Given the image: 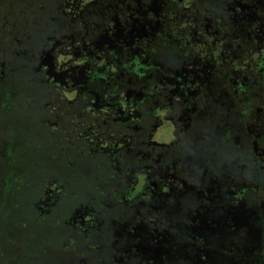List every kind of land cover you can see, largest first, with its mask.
Returning <instances> with one entry per match:
<instances>
[{"label": "trees", "instance_id": "16d2710c", "mask_svg": "<svg viewBox=\"0 0 264 264\" xmlns=\"http://www.w3.org/2000/svg\"><path fill=\"white\" fill-rule=\"evenodd\" d=\"M6 1L9 2V6L5 5L4 0L0 1V39L6 42V44L0 46V132L8 134L0 147V220L6 221V223H0L5 229V232L3 231L5 234L0 236V264L4 263L6 259H14L20 253L23 254L24 258L33 260L31 255L35 252V249L29 245L32 240L26 238V240L22 239L23 244L20 252L15 251L16 248L14 250L11 248L13 252L8 253L11 250H8L9 246L7 245L8 239H10L9 230L13 226H15L16 231H22L21 234L33 239L39 233L38 226L40 223L44 225L52 223L58 232L53 228L52 236L54 237H51V240H43L41 247L42 244H46L57 251L62 247L71 249L73 244L78 241H85L89 237L90 233L94 231L92 228H96L92 226H97V222L101 223V227H104L105 230L111 231L114 229L113 227L120 217L114 215L112 207L124 208L130 205V211L133 210V212L136 206H138L139 212L151 209L158 200L154 196V189H159V187H162L161 185L167 183L163 173L159 174L156 171L155 176L149 178L147 172L140 170L139 173L143 172V176L145 174L143 179L140 180H145L148 184L153 179L156 186L150 183L148 184L149 188L146 186L147 191H145L144 186L135 189L137 185L130 184L132 175L127 174L132 173V171L128 168H133L132 164L139 166L142 164L154 165L157 157L151 153L152 148L157 147L159 153L164 149L159 144L153 145L151 141L147 140L142 134L144 131L142 124V126L138 124L137 128H132L126 126L127 122L121 123L128 128L130 134L131 132L140 134L137 137H140V140L147 141H130L133 142L132 145L129 144V141H122L126 144L121 145L116 150L117 145H113L116 141H104L102 144H98L99 141H96V137L102 134L98 127L102 121L106 120V115L101 114L91 103L86 105L80 98L84 94L89 96L90 99L94 97L95 92H88L90 89L88 84L99 82V86L102 85L99 94L96 93L99 96L103 93V88L107 87L108 82L111 83V80L107 78L109 81L106 80V82L100 79L101 76L105 77V75L98 66H92L90 69L85 70L84 77H79V80L69 78V82H74L80 87L77 89L76 98L67 100L66 97L60 96L57 91L60 87L56 85L59 83L52 82L40 65V53H43L42 51L46 49V46L52 45L56 38L61 40L60 34H73L76 40L83 35L84 29H86V27L83 28V24L91 16L90 13L88 14L86 9L82 12H78V9H76V13L70 14L62 3L54 11L51 3L54 0ZM75 1L82 5L81 3L84 0ZM14 3L29 4L28 10L23 13V18L36 13L33 10L37 8L48 6L49 10L53 11L52 22L56 25L48 30L47 27L40 28V24L34 22L33 26L29 27V29L32 27L30 30L22 28L17 31V35H14L11 25L16 17L14 19V12L9 11ZM224 27V31L233 32L229 25ZM24 32L26 33L25 36H23ZM38 32H40V36L34 40L33 35ZM48 34L52 35L53 38L49 39ZM224 60L231 64L227 58L219 55L217 61L222 62ZM16 64L19 65V69L13 71ZM77 74V72L71 73L72 76H78L79 74ZM107 74L114 77L113 74ZM83 79L84 82H82ZM37 86H41L43 90L36 88ZM111 87L114 90V86ZM111 87L108 86L107 90L109 91ZM32 88L37 91L35 95H30L29 91ZM52 92H54L53 95ZM255 92L264 93V89L261 90L258 84H255ZM253 98L258 100L257 106L264 109V96L254 94L248 100ZM246 104L247 100L245 101ZM74 106L78 109L77 111H74ZM84 106H89L90 112L94 116L91 120L88 119L90 128L83 126L81 128L85 129L87 133L91 131V135L87 134V139H85L82 137L83 132H80L82 133L81 136L76 138L77 141H73L71 117L77 115L83 120L79 109ZM47 112H52V114L50 118L46 117L45 119L42 114H47ZM144 113L146 118L150 116L147 112ZM258 116V118H255L264 124V110L260 111ZM137 120L142 122L141 117ZM196 128L201 129L202 123L198 124ZM255 128L258 133L264 130L260 124L256 125ZM257 149H262V152H264V132L256 141V145L252 146L254 152ZM139 151L142 153L139 154ZM128 152H133V156L129 157ZM94 157H97L98 160L93 162L88 172L83 170L81 161L85 159L91 162ZM220 170V168L214 170L212 165H205L201 169V176L207 178L212 175L211 173ZM183 176L188 182L190 176ZM173 179L175 180V178ZM178 184L181 186L182 183L178 182ZM151 189H153V192ZM216 190L218 192L222 191L218 185ZM239 192L243 193L244 191L240 189ZM256 194L259 196V191L256 190ZM161 198L163 204H165L168 197L163 194ZM257 200L260 202L261 197ZM161 208L163 210L160 212L159 217H165L166 207ZM133 212H131V215H133ZM155 216L158 217V215ZM241 216L240 213L236 212L233 221L235 222L234 227H237L236 221L241 219ZM129 217L131 216L129 215ZM87 219L92 220L93 223L89 230L85 228L88 225L84 226V220L87 221ZM65 222L70 223L73 226L71 228L76 233L61 230L60 224L66 225ZM158 224L154 219L153 222L149 223L150 231L153 234L158 231L154 228H157ZM214 224L212 223L211 226ZM253 224L257 227L261 225L263 228L259 231L251 225L245 234L248 235L245 238L246 240H250L254 235L260 234L262 236L260 241L255 242L257 243L253 248L255 257L247 255L249 248L246 250L245 247L232 246L231 250L235 252L241 250L243 254H237L233 260L234 263L231 264H264L263 217ZM19 225L22 229L18 228ZM252 230H255L254 235L251 233ZM213 236L216 238L219 236L220 241H216L219 245L224 243L221 242L224 237L223 234L215 230ZM111 237L112 240H116L118 235L114 236L113 234ZM125 240L131 245V238L126 236L123 241ZM189 245L192 248L194 246L193 244ZM131 248L136 249L137 245H132ZM183 248L182 246L181 249L183 250ZM251 251L253 250L251 249ZM208 253L207 258L201 261L199 257L203 259L204 255L199 248H195L193 253H186V263L188 264V258L192 257L191 264H213V262H210L213 258L210 255H214L216 252L211 250ZM17 261L21 262L22 260L17 259Z\"/></svg>", "mask_w": 264, "mask_h": 264}, {"label": "rangeland", "instance_id": "374dc122", "mask_svg": "<svg viewBox=\"0 0 264 264\" xmlns=\"http://www.w3.org/2000/svg\"><path fill=\"white\" fill-rule=\"evenodd\" d=\"M2 1V0H0ZM98 0H84L80 5L79 2H76L75 0H54L51 2L53 4L52 8L54 11L57 9L58 5L62 3L66 11L68 10L71 14V9L76 12V9H86V11L89 13H92L96 11V8L94 7L93 2H97ZM106 1H110L113 4L116 0H103L101 3V6L97 11L104 10L106 11L105 14H100L102 17H107L108 14H115L116 11H120V6H118L117 9H115L114 6H110L107 4ZM126 0H124L125 2ZM144 1V2H143ZM159 1V0H156ZM191 0H181V3L179 4L178 8L183 10V12H186L189 10L191 5H189ZM5 5L9 6V2L4 0ZM7 2V3H6ZM127 3H130L129 0H127ZM139 3L145 6V3L150 4V0H139ZM166 3V2H165ZM163 2V4H165ZM133 3L131 2V5ZM162 4V3H159ZM167 4V3H166ZM194 10L197 11L195 16L204 15V17L207 16H214V17H220L222 12H226L227 15L224 16V21H226L223 24V27L227 25V16L231 17L232 29L239 28V30L243 29L244 27H247V25L250 23L248 21H245L247 19L244 18L242 14L239 12H232L227 8H232L231 0H194ZM29 7V4L20 5V3H14L9 8H7L10 12H14L15 16L13 17L15 20H13L12 32H14V35H17L19 29H29L30 26H33L34 22H37L40 24V28H45L49 30L52 26H55L56 23L52 22V13L53 11H50L48 6H42L40 8H37L35 11L36 13L31 14L30 16H26L23 18L24 11H27ZM98 7V5H97ZM146 7V6H145ZM12 10V11H11ZM62 11H65L62 9ZM222 11V12H221ZM84 14V13H83ZM152 13H150V16ZM161 14V12H160ZM86 19V27H92L100 20L99 16H95V14H90ZM176 15V14H175ZM236 17V19H234ZM178 18H172V22H177ZM181 21L183 23H181ZM168 22V21H167ZM178 23V22H177ZM171 25V24H170ZM185 25L184 19L179 21L178 24V31L179 28H182ZM228 26V25H227ZM32 28V27H31ZM30 28V29H31ZM225 28V27H224ZM29 29V30H30ZM246 30V28H245ZM17 32V33H16ZM252 34H255V29H252ZM26 33H23V36H25ZM49 35V34H48ZM64 34H60V39H64ZM73 35V34H71ZM97 33H94V36H96ZM258 33H256L254 36H257ZM19 36V35H18ZM40 36V32L35 33L33 35L34 40H36ZM253 36V37H254ZM53 38V36L49 35V39ZM98 39V36L95 38ZM221 42V41H220ZM6 44L5 41L0 39V46ZM81 44V42H80ZM260 46L258 47L256 42H253L251 44L250 48L249 46L244 43L242 49H245L249 52V56H251L254 60H257L259 57L264 56V37H261V41L258 43ZM263 44V45H262ZM79 45V44H78ZM64 46H67V44L64 43ZM68 47V46H67ZM175 50V49H174ZM244 50V51H245ZM63 51V50H62ZM170 51L172 53V49L170 48ZM61 59L59 60L60 63H64L66 59H69L71 53L69 51H63L62 54H60ZM63 56V57H62ZM79 56V55H76ZM246 57H244L245 59ZM51 58L45 59L48 65H51L50 60ZM99 65H101V61H97ZM55 62H53L54 64ZM78 66L82 68V70L87 69L86 65L83 61H77L76 62ZM42 69L45 72V68L43 65ZM19 69V65L16 64L14 66L13 71H17ZM78 72L77 70L74 71ZM74 75V74H73ZM78 75V74H77ZM84 73L82 75L73 76L75 79L79 80V77H84ZM158 77V73L153 75V80ZM110 80V79H109ZM107 80V81H109ZM115 80H111V82H114ZM221 78L218 76L217 82H220ZM119 84L121 81H118ZM154 82V81H153ZM67 83V82H66ZM72 87L70 86L68 89H62L59 88L57 91L62 97H66L67 100H72L76 98L77 89L80 87V85H77L75 83H71ZM118 84V85H119ZM224 86L227 87V83ZM255 82L249 81L247 84H238L236 82L234 86V90L238 92V95L236 93L229 94L228 97H223L222 99L217 100V104H221L222 102L226 101V104L221 107V111L224 110V107L227 105L228 102H238L239 106H243L245 104V101L250 98V96H254L255 92ZM90 89L88 92H95L93 95L94 97L92 99L89 98L87 95L81 96V101H84L87 104L91 103L96 107L101 114L106 115V120L102 121L100 123V126L98 127L99 131H102V134L98 137H96V141H99L98 144L104 143V141H116L113 143V145H117L115 150L118 149L121 145H124L126 143L122 141H129V144L132 145L133 142L130 141H141L137 137L140 134H135L133 132H129L128 128L124 127L120 123H116L114 120L111 119V117H115L118 112H116V107H118L115 102V105H112L114 103V98H108L106 99L107 102L106 105L104 104V99L98 96L102 85L99 86V82H94L92 84H88ZM57 87H60L56 85ZM36 88L42 89L41 86H37ZM118 89V88H117ZM238 89V90H237ZM104 90V89H103ZM102 90V91H103ZM114 90H116L114 88ZM213 90V89H212ZM217 90H221L220 87H218ZM243 91H246L245 93ZM30 95H35L37 92L34 91V88L30 89ZM109 93L113 92V88H109ZM243 92V93H242ZM97 93V94H96ZM213 95L215 96L216 93L212 91ZM52 95L54 92L51 93ZM82 95V94H81ZM211 94H206L208 97L207 104H210V96ZM91 97V96H90ZM203 100V97L201 98V101ZM205 101V98H204ZM55 101L53 100V103ZM83 102V103H84ZM111 104V105H110ZM148 105H153V100H149ZM252 104V103H251ZM258 103H253L252 106L253 109L249 108V114L251 117H258V115H255V110H260L257 106ZM110 105V106H109ZM250 104H246L243 107H246ZM158 104H156L154 107V111L156 114L150 113V118L148 121H145L143 123V133L148 140H151L153 145L159 144L162 146L163 151L159 153V149L157 147H153L151 153L154 154L153 156H156L155 159L156 163L154 165L150 164H142L141 166L132 164L133 168H128V170L132 171V173H129L127 175H132V180L130 181V184L137 185V188L143 187L145 188V191H147V187L149 188L148 184H155V180L151 179L148 184L143 179V172H140V170H144L147 172V176L150 178L151 176H155V172L157 171L159 174L163 173L165 175L166 182L165 184L161 185L162 187L159 189H153L152 192L154 193V196L158 199L155 204L152 206L151 209H146L143 212H139L138 206L134 207L133 210L130 211V205L129 207H112V212L115 216L120 217L119 220L116 221V225L113 227L114 229L105 230L104 227H101V223L97 222V226H92V220L85 221L84 220V226L86 229L89 230L90 226L96 227L92 228L94 231L90 233L89 237L82 242H77L76 244H73L71 249L68 248H61L58 251L54 248H51L49 245L42 244L41 242H44L45 240H51V237L53 235V228L56 230L55 226L52 223H49V225H44L42 223L39 224L38 230L39 233L37 236L33 239L29 238L27 235L24 236L21 234L22 231H19L15 229V226H13L9 230L10 239H8V250L13 248V250L16 248L15 251H21V246L23 244L22 239L24 240H32L30 242V247L35 249V252L31 255L30 259H26L23 257V254H18L14 259L9 258L4 261L2 264H187V254L186 253H193L195 248H198L199 245H201L202 249L208 248L209 250H228V259L232 260L236 257L237 254H243L241 250L233 251L231 250L232 246H239L240 248H248L253 249L257 243L256 240H246V232L247 229H249L251 226L244 224L245 220L237 219L236 224L237 227L229 226L228 228L223 227V219H226L227 223L231 222V219L235 217L234 212L241 211L242 209L249 210L250 208L255 209L257 213V218L254 220H250L249 223H251L255 229H258L261 231L263 228L260 225V227H257L253 223L257 220H261L262 217L264 219V152H262V149H257L255 152L252 150L253 143L252 141H247V130L248 127L254 126V121L252 119L248 120L247 123H240L239 119L235 120V124H237L235 134H238L239 141H231L224 140V141H186V138L194 131L195 127L198 124H201L202 119L205 118V115L199 111L191 114L192 115V122L191 127L187 131L183 130V126L180 122V109L176 113H172L171 111L167 112L166 108H160L157 107ZM157 107V108H156ZM179 107V106H178ZM124 110H127L126 108H123ZM78 109L74 106V111H77ZM89 106H84L82 109H79L80 115L83 116V120H81L77 115H73L71 117V131H72V140L77 141V137H80L82 133H80V129L83 132V138L87 139V134L89 135L90 132H85V129L81 128V126L90 128L89 120L93 118L94 115L91 114ZM233 111V110H232ZM223 112H218L217 115H213V123L210 124V127L206 128L205 125H208L204 122V126L202 129L203 132L209 131L211 127H214L218 122L216 121V118H221ZM52 112H47V114H42L46 117L50 118V115ZM104 116V115H102ZM105 117V116H104ZM248 117V116H247ZM156 123L154 128H151L152 123ZM42 131V130H41ZM200 129H198V132ZM197 133V132H196ZM255 134V132H253ZM187 134V135H185ZM91 135V134H90ZM6 132H0V147L2 145V141L6 140ZM225 138V136H223ZM119 141V143H118ZM155 142V143H154ZM157 143V144H156ZM128 144V145H129ZM165 146V147H164ZM114 150V151H115ZM113 151V152H114ZM254 153H253V152ZM142 152L139 151V154ZM129 157L133 156V152H128ZM215 154V155H214ZM255 154V155H254ZM87 153L85 154V156ZM254 155V156H253ZM257 159V160H256ZM97 157H94L92 161H88L83 159L81 162V168L88 172V169L91 168L94 161H97ZM259 160V161H258ZM193 163V164H192ZM153 164V163H152ZM187 164V165H186ZM192 164V166H190ZM205 165H212L213 169L220 168L221 170L215 173H211L210 177L204 178L201 176V169H203V166ZM113 166V165H112ZM138 166V167H137ZM200 166V168H199ZM223 169V170H222ZM183 175H189L190 178L188 179V182L186 183L187 188H180L178 182L180 181V178H184ZM175 177V180H172L171 178ZM148 179V178H147ZM219 186V188L222 190L221 192H218L216 190V186ZM147 186V187H146ZM156 186V184H155ZM240 189H243V193L239 192ZM150 190V191H151ZM161 190V191H160ZM254 190V191H253ZM256 190L259 191V196L256 194ZM31 193V190L29 191ZM144 192V191H143ZM151 193V192H150ZM166 195L168 197L165 204L162 202L161 195ZM261 197V201L258 202V198ZM204 199V201H203ZM209 202H207V201ZM142 204V203H141ZM166 207V215L165 217H159L160 212L163 210L161 207ZM159 207V208H158ZM230 207H234L235 209H231L229 211L228 209ZM157 211V212H156ZM131 212H133V218H128L129 215H131ZM146 215V217H144ZM155 215H158L156 217ZM194 218L193 222L190 221V225H197L199 222L195 220H201V224L207 223L205 219H207V227L209 228L208 231L205 230V238L206 242H201L200 239H194V237L191 235V231L183 226L184 223L188 221V219ZM153 219L158 222L157 228L158 232L163 231L166 228V231H168L169 236L167 238L168 242L170 243V247L166 252L162 253V250L160 248H163L164 244L167 243H161V244H154L148 252H144L146 249L143 245L142 248L139 250V252H125V250H119L117 249V245H121V242H116L115 240H112L111 235L118 234L119 240H123L127 234H131V243L138 244L140 239L134 235L136 227H140L141 230L138 233L149 232L150 230L149 223L153 222ZM217 220L220 227L219 229H215L216 225L211 226V224ZM133 221H136V223L133 224ZM171 221V222H169ZM0 223H6V221H1ZM124 223L125 227L119 228V224ZM189 223V221H188ZM66 225L63 223L60 224V229L68 231L70 233H76V231L71 228L73 227L70 223L65 222ZM133 224L132 229L130 232L129 226ZM100 226V227H99ZM20 229L22 227L19 225ZM214 229L218 231V233L223 234V239L221 242H224L223 244L219 245L216 241H220L218 238L214 237L213 234L215 233ZM213 230V231H212ZM4 227L0 224V236L5 234ZM57 231V230H56ZM228 231V233H227ZM58 232V231H57ZM255 230H252L251 233L254 235ZM87 233V232H86ZM80 234V233H79ZM148 234V233H146ZM230 234V235H229ZM251 234V235H252ZM229 235V236H228ZM80 236V235H78ZM264 237V233H263ZM26 238V239H25ZM262 239V236L258 238L260 241ZM44 240V241H43ZM257 240V241H258ZM90 244V245H88ZM193 244V248L191 245ZM184 247L183 250L181 247ZM159 250V256L155 258L153 255V250ZM11 249L8 253L13 252ZM212 250V251H213ZM58 255V256H57ZM141 256V257H140ZM22 257V258H21ZM17 259H21V262H18ZM189 263L191 264L193 258H188ZM30 262H28V261Z\"/></svg>", "mask_w": 264, "mask_h": 264}, {"label": "flooded vegetation", "instance_id": "af4514ba", "mask_svg": "<svg viewBox=\"0 0 264 264\" xmlns=\"http://www.w3.org/2000/svg\"><path fill=\"white\" fill-rule=\"evenodd\" d=\"M101 2L99 0L97 3L93 2L92 5H94L96 11L90 13L99 16L100 20L92 27H86L85 21L83 28L86 27V29H84L83 35L79 39L76 40L71 34L63 35V40L56 38L52 45L46 46V49L42 51L43 53H40V65L44 66L45 72L52 82L59 83L58 86L62 87V89H68V87H72L71 82H69V78L72 79L71 73L77 70V73L82 75L85 70L90 69L92 66H98L105 75V77H100L102 81L106 82L107 79H115L114 82H108L107 87L114 86L116 90L109 94L105 86L99 99L103 98L106 105V99L114 98L112 105L118 106L116 107L118 114L115 117H111V119L116 123L127 122L126 126L137 128L138 124L143 125L150 118V116L146 118L144 112L149 115L150 113L156 114L154 106L158 104L157 107L166 108L167 112L176 113L180 109V122L183 130L188 131L192 122L191 114L200 110L205 115V118L201 121L202 128L204 122L208 124L205 125L208 128L213 123V115L225 111L221 118H216L218 123L211 127L209 131L203 132L200 129L198 132L197 125L194 131L186 138V141H194V143L195 141H224L229 139L231 141H239L238 134H235L237 124H235L234 117H236L240 123L248 124L249 119L254 121V126L245 130L248 131L246 134L247 141H252L253 145H256V141L259 140L264 130L258 133L255 126L260 124L264 128V124L251 117L248 109H253L252 104L255 102L259 103L258 100L254 98L247 100L250 105L246 107H243L245 104L239 106L236 101L228 102L223 111L220 108L226 104V101L219 105L217 100L218 98L228 97L232 93L238 95L233 86L236 82L240 85H245L247 82L253 81L258 84L261 90L264 89V56L254 60L249 56L247 50L242 49L244 43L249 48L253 42H256L258 47L260 46L258 43L261 41V37H264V0H231L232 8L227 9L232 12H239L245 19L247 17L245 21L250 23L241 30L234 28L232 29L233 32L230 33L224 31L223 28V24L226 22L223 19L227 15L226 12L221 11L220 17L195 16L197 11L194 10V0L189 2L191 7L186 12L178 8L181 0H150V4L145 3L146 7L143 6V3L140 4L139 0H129L130 3H127V0L125 2L124 0H116L114 4L106 1L110 6L115 5V9L118 6L121 7L119 12L116 11L115 14L109 13L107 15L108 18L100 16V14L106 13L105 9L97 11L102 4ZM131 2L133 3L132 5ZM163 2L167 4H163ZM83 10H78V12ZM71 13H74L72 9ZM150 13H152V16H150ZM172 18H178L176 20L178 23L172 22ZM226 18H228L227 25L231 27V17L227 16ZM182 19H184L185 25L179 28L178 31L177 26ZM181 23L183 22L181 21ZM252 29H255V34L258 33L257 36L252 34ZM94 33H97L98 39L105 36L104 40H100V43L95 44L96 36H94ZM64 43L68 47L64 46ZM62 50L65 52L69 51L72 55L64 63L59 62L61 59L60 54L63 53ZM219 55L227 58L231 64L225 60L218 62ZM51 57V65L44 62L45 59ZM244 57L246 58L244 59ZM99 59L101 65L97 62ZM77 61H83L87 69L82 70L76 63ZM53 62L55 63L53 64ZM107 73L113 74L114 77ZM156 73H158V77L153 80V75ZM218 76L221 78L220 82H217ZM118 81H121L120 84ZM82 82H84V79ZM223 83H227V87ZM218 87L221 88L220 91L217 90ZM212 91L216 93L215 96ZM243 92L245 93L246 91ZM206 94H211L210 104H207L206 100H208V97ZM255 94L264 96V93L260 92ZM202 97L206 98L205 101L204 99L201 101ZM149 100H153L154 104L148 105ZM115 102L117 103L116 105ZM258 108L260 110L257 109L255 115L260 114V111L264 110L261 106H258ZM139 117H141L142 122L137 120ZM155 124L153 119L151 128H154ZM80 132H82L81 129ZM173 178L175 177L172 176V180H174ZM179 182L182 183L180 188H187L188 185H186L187 182L184 178H180ZM232 208L235 209L230 207L228 210ZM236 212L240 213L245 220L244 223L250 226L252 224L249 221L257 218V213L253 208ZM130 216L128 218L134 219L133 215ZM193 219H188L189 223L187 221L183 226L185 225L191 231L194 239L199 238L201 242H206L205 230L208 231L209 229L207 227V219H205L207 223L201 224V220H195L199 224L190 225V221L193 222ZM233 221L234 218L231 219L230 223H227L224 218L222 225L225 228L234 226L235 222ZM134 223L136 221H133ZM133 224L129 226L128 232L132 229ZM213 224L216 225L215 229L218 230L220 227L218 221L215 220ZM118 226L122 228L123 226L125 227V224L120 223ZM136 228L134 235L140 239L139 243L133 244L130 240L131 245H129L127 240H118V236L115 241L121 242V245H117V249L125 250L128 253L132 251L139 252L143 245L146 248L144 252H148L152 250L150 245L151 248L155 246L152 241L158 244L167 243L163 245V248H160L162 253L171 248L168 242L169 239L167 240L169 233L166 228L160 232L156 231V234H153L150 230H148L149 232L142 231L138 233L141 228ZM115 235L117 236L118 234L115 233ZM130 236L131 234H127L128 238H131ZM259 237L260 234L254 235L250 240L257 241ZM132 245H137V248L132 249ZM198 248L204 255L203 259L199 257L201 261L205 260L209 254L208 252L213 250L202 249L201 245ZM252 250L247 252L249 257H255L254 249ZM213 251L216 252L214 255H210L213 257L210 261L213 264L234 263V258L229 260L228 255H226L228 250ZM153 255L155 258L159 256V250H153Z\"/></svg>", "mask_w": 264, "mask_h": 264}, {"label": "water", "instance_id": "95a60500", "mask_svg": "<svg viewBox=\"0 0 264 264\" xmlns=\"http://www.w3.org/2000/svg\"><path fill=\"white\" fill-rule=\"evenodd\" d=\"M104 38H105V36L104 37H102L101 39H99V40H95V44L96 43H100L102 40H104ZM101 40V41H100ZM44 62H46V60H44ZM72 76V75H71ZM72 78L75 80V78L72 76Z\"/></svg>", "mask_w": 264, "mask_h": 264}, {"label": "clouds", "instance_id": "9594fccd", "mask_svg": "<svg viewBox=\"0 0 264 264\" xmlns=\"http://www.w3.org/2000/svg\"><path fill=\"white\" fill-rule=\"evenodd\" d=\"M229 211H231V210H229ZM232 212V211H231Z\"/></svg>", "mask_w": 264, "mask_h": 264}]
</instances>
